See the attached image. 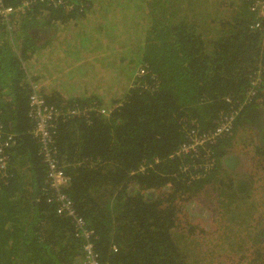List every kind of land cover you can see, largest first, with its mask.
Listing matches in <instances>:
<instances>
[{
    "label": "trees",
    "instance_id": "obj_1",
    "mask_svg": "<svg viewBox=\"0 0 264 264\" xmlns=\"http://www.w3.org/2000/svg\"><path fill=\"white\" fill-rule=\"evenodd\" d=\"M23 1V11L0 17V123L15 135L0 177V264L84 260V239L47 201V168L30 134L32 83L48 106L81 113L57 120L51 149L99 264H202L194 247L204 232L187 221L188 204L201 198L225 226L223 244L264 264V219L252 203L259 180L237 173L230 154L238 129L250 128L258 132L252 167L264 159V19L250 9L258 0L225 1L220 20L201 12L208 0L0 4ZM48 74L60 85L89 80L83 94L64 96L46 89ZM230 115L228 134L178 152L190 130L207 133ZM241 226L245 237L236 236Z\"/></svg>",
    "mask_w": 264,
    "mask_h": 264
},
{
    "label": "built area",
    "instance_id": "obj_2",
    "mask_svg": "<svg viewBox=\"0 0 264 264\" xmlns=\"http://www.w3.org/2000/svg\"><path fill=\"white\" fill-rule=\"evenodd\" d=\"M28 5V1H23L16 8L4 7L0 4V17L4 19L15 11H23ZM250 9L257 17L264 19V0L256 1ZM255 26L257 27L258 25L256 24ZM144 73V69L139 68L138 75H143ZM257 81L258 79L254 78L251 85L255 86ZM31 89L33 92L28 100V115L33 122V128L30 134L40 146L39 152L43 156L42 159L47 168L46 183L52 192V196L47 201L49 203H57V214L70 218L75 226V235L84 239V260L81 264H99L97 254L93 251V244L90 240L93 231L86 227L83 219L73 209L72 201L64 191L62 192L63 189L65 190L68 187L69 178L65 175L58 160L54 158L55 152L51 149L57 120L61 117L79 116L81 113L77 109L62 111L48 106L43 97L36 92L37 85L32 83ZM253 92L254 90L252 89L249 93L253 94ZM109 111V109L105 108L95 110L100 115H107ZM232 121L233 115L223 117L216 127L207 133L200 134L194 129L190 130L187 135V141L180 146L178 152L183 154L196 153L198 149L214 142L216 137L224 135V133L228 134L232 130ZM4 130L3 125L0 123V177L5 176L9 159L8 151L15 142V135Z\"/></svg>",
    "mask_w": 264,
    "mask_h": 264
},
{
    "label": "rangeland",
    "instance_id": "obj_3",
    "mask_svg": "<svg viewBox=\"0 0 264 264\" xmlns=\"http://www.w3.org/2000/svg\"><path fill=\"white\" fill-rule=\"evenodd\" d=\"M208 1V6L206 7L205 5L202 8L201 12L205 17H208L206 18L208 20L209 18L220 20L218 10L221 9L219 7L221 6V4H224L225 1L230 0ZM240 1L241 0H233V4L238 6L237 4H240ZM228 4L229 3H227V6ZM223 13H225L224 9L221 10L220 14ZM38 43L41 44L43 43V41H39ZM257 133V131L251 130L250 128L238 129L237 134L233 140V146L230 154L234 157V161L236 163L235 171L237 173L251 174L256 177L255 181L259 180V182H255V192L253 196L254 202L252 203H255L253 208L254 211L262 213L261 218L264 219V159L257 170L255 169L254 165L252 167L251 162L252 159H255L257 161V158H255L254 156V145L258 143ZM188 207L190 209L187 215L188 223H190V225L195 229L196 233H199V229H202V231L204 232L200 235L201 241L197 242V245H195L194 247L197 248L199 253H203L205 255V259L202 264H251L250 257H246L243 260H240V252L236 253L233 251V249L229 248L227 244H223L226 243V240L223 236V228L225 226L220 227L218 224H216L218 219L216 220V215L213 213L215 208L213 205L208 204L205 198H201L199 200L195 199L194 202H190V204H188ZM236 219V222H238V220L239 222H242V219L240 217H236ZM246 220L249 224L250 219ZM251 225H253V223H251ZM235 229L239 230L236 236L245 237V226L236 227ZM262 251L264 252V249H262Z\"/></svg>",
    "mask_w": 264,
    "mask_h": 264
},
{
    "label": "crops",
    "instance_id": "obj_4",
    "mask_svg": "<svg viewBox=\"0 0 264 264\" xmlns=\"http://www.w3.org/2000/svg\"><path fill=\"white\" fill-rule=\"evenodd\" d=\"M60 55L61 54H58V56H60ZM50 59H51V53L49 51H46L44 56H43V60H42L43 63H45V65H46V63L48 62V64H49ZM43 70H44V68H43ZM43 70L41 71V73H43ZM88 80H89V75L82 74V77H79L77 75L73 86H72L71 82L68 80H65L63 85H60V83L57 80L56 74H52V75L48 74V76L46 77L45 84H46V89H51L52 92L57 91L61 95L72 96V95H77V94H83L85 92V87H80L79 85H80V83H85Z\"/></svg>",
    "mask_w": 264,
    "mask_h": 264
},
{
    "label": "bare ground",
    "instance_id": "obj_5",
    "mask_svg": "<svg viewBox=\"0 0 264 264\" xmlns=\"http://www.w3.org/2000/svg\"><path fill=\"white\" fill-rule=\"evenodd\" d=\"M238 145V144H237ZM238 148V147H237ZM257 168V167H256ZM257 189V188H256ZM254 192H255V190H254ZM249 195V194H248Z\"/></svg>",
    "mask_w": 264,
    "mask_h": 264
}]
</instances>
